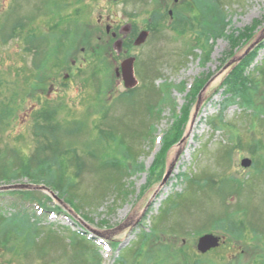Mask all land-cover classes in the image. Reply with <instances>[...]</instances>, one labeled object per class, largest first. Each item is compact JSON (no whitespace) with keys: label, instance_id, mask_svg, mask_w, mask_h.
<instances>
[{"label":"rangeland","instance_id":"obj_1","mask_svg":"<svg viewBox=\"0 0 264 264\" xmlns=\"http://www.w3.org/2000/svg\"><path fill=\"white\" fill-rule=\"evenodd\" d=\"M109 18L149 41L82 52ZM2 36L0 264H264V0H0Z\"/></svg>","mask_w":264,"mask_h":264},{"label":"flooded vegetation","instance_id":"obj_2","mask_svg":"<svg viewBox=\"0 0 264 264\" xmlns=\"http://www.w3.org/2000/svg\"><path fill=\"white\" fill-rule=\"evenodd\" d=\"M109 2L111 3V2H113V3H117V0H109ZM173 2L174 3H178L179 2V0L177 1V2H175V0H173ZM85 4V3H84ZM90 5V3H88V4H86V6H89ZM169 7V6H168ZM161 10V13H163L164 11H162L163 10V8L162 9H160ZM77 14H78V12L77 11H75ZM111 12V11H110ZM172 12V15L170 14ZM168 15H171V16H173V11L172 10H169L168 11ZM73 20V19H72ZM109 20H110V18H109ZM148 20H150V16H149V18L147 19V21ZM151 21H152V19H151ZM100 24L101 25H99L100 26V33H104L106 36H107V40H105L104 42H103V44H100V42H98V44H96L95 46H94V43L92 44V43H88L87 44V42L86 43H84V44H86V46L84 47V48H82V52H84L85 50H88V51H91V50H97V51H99L101 54V56L104 58L105 57V54H107V53H109V52H111L112 51V49L113 48H115V46H117V47H119L120 48V50H122L123 51V54H126L127 55V53L129 54L130 53V51H131V48H134V47H142L144 44H146L148 41H149V39H147V41L145 42V43H143L142 45H136V40L138 39V37L140 36V34L142 33V32H145V31H148V32H151V29H150V27H142V28H139L137 25H133V24H131V25H127V24H123V23H121L120 24V22L119 23H117V22H115L114 20H110L109 21V23H101L100 22ZM98 30H99V28H97ZM149 37H151V36H149ZM100 39L101 38H99V40L98 41H100ZM2 41V42H1ZM89 41V40H88ZM91 41V40H90ZM5 42V39L3 38V36L0 38V44L1 45H3V44H5L4 43ZM0 45V46H1ZM90 53V52H89ZM111 54H113V53H111ZM92 56H94V54H91ZM119 56V55H118ZM113 57V56H112ZM129 58H134V57H129ZM123 63V62H122ZM121 63V64H122ZM135 64V63H134ZM40 65V64H39ZM38 68V67H37ZM36 68V69H37ZM117 69H119V70H121V68H116L115 69V72H116V70ZM135 71V70H134ZM117 75V74H116ZM120 75L122 76V73H121V71H120ZM119 75V76H120ZM68 75H66V77H67ZM118 76V77H119ZM123 79V78H122ZM5 83V62H2V64H1V66H0V87H1V89H2V85ZM52 89H50V91H51ZM2 97L3 98H5V95H2ZM4 100V102H5V99H3ZM3 100H1V105H2V101ZM4 104V103H3ZM0 105V106H1ZM32 112V114L34 113V109L31 111ZM35 112H37L36 110H35ZM30 116L31 115H29V118H30ZM29 118H26L27 120L29 119ZM4 126H5V124H4Z\"/></svg>","mask_w":264,"mask_h":264},{"label":"trees","instance_id":"obj_3","mask_svg":"<svg viewBox=\"0 0 264 264\" xmlns=\"http://www.w3.org/2000/svg\"><path fill=\"white\" fill-rule=\"evenodd\" d=\"M250 62L251 61H244L243 63V65H241L239 68H235V69H233V71H232V73H231V75H229L226 79H225V81L223 82V86L225 87V88H228L231 92H236L237 90H240V89H248V87H247V84H246V82H247V78H246V70H247V68H248V66H249V64H250ZM222 86V87H223ZM182 118V117H181ZM187 119H188V116H184V118H183V120H182V125L183 124H185L186 123V121H187ZM179 122H180V120H179ZM175 128V127H174ZM182 128H180L179 126L171 133V135H170V137L166 140V142H165V145H164V147H165V152H167V150L171 147V146H173V144H175L177 141H180V139L182 138ZM40 133H38V135L39 136H41V135H43V131H44V127H40ZM23 166H25V163L23 162ZM47 166L48 165H46L43 169H41V170H43V171H47ZM41 167V166H40ZM21 171H22V173L23 174H26L25 176H30L29 174H30V172H33L32 170H30V168H28V167H26L25 166V169L24 170H22V168H21ZM59 174H61V173H59ZM5 177H6V175H5ZM5 177H1V179L2 180H8L7 178H5ZM43 177V176H42ZM0 179V180H1ZM65 179H66V181H68L67 180V177H65ZM40 181V180H39ZM47 183L49 184V185H51V186H56V188H57V190L58 191H62V193H64V190H62V183L61 184H58V182H57V180H56V178H55V180H53V181H50L49 179H48V181H47Z\"/></svg>","mask_w":264,"mask_h":264},{"label":"water","instance_id":"obj_4","mask_svg":"<svg viewBox=\"0 0 264 264\" xmlns=\"http://www.w3.org/2000/svg\"><path fill=\"white\" fill-rule=\"evenodd\" d=\"M177 1L178 0H175V2ZM170 14L172 15V12ZM147 37H148V32H142L136 41V45L143 44L146 41ZM134 62H135L134 58L127 59L121 64V70L119 69L116 70L117 76L120 75V71H121L124 85L127 89L135 88L138 83L134 73ZM242 165L244 167H249L251 165V161L245 159L242 161ZM220 244L221 242L218 236H215L213 234H206L199 238L197 244V251L201 254H205L212 249L218 248Z\"/></svg>","mask_w":264,"mask_h":264}]
</instances>
